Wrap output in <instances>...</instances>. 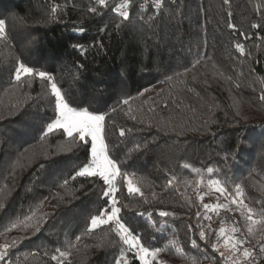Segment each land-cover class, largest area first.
Returning a JSON list of instances; mask_svg holds the SVG:
<instances>
[{
	"label": "trees",
	"instance_id": "16d2710c",
	"mask_svg": "<svg viewBox=\"0 0 264 264\" xmlns=\"http://www.w3.org/2000/svg\"><path fill=\"white\" fill-rule=\"evenodd\" d=\"M125 2L128 20L113 11ZM0 20V246L11 264H115L124 247L109 226L87 231L107 186L70 179L83 148L60 133L40 139L54 98L38 76L15 81L20 62L54 74L71 106L106 116L111 156L142 181L141 196L117 179L120 217L169 260L154 264H228L213 245L233 237L247 263L264 264V0H0ZM213 179L226 191L205 210L202 184ZM31 212L38 232L4 231ZM57 248L70 256L53 260Z\"/></svg>",
	"mask_w": 264,
	"mask_h": 264
},
{
	"label": "snow or ice",
	"instance_id": "6c2138e0",
	"mask_svg": "<svg viewBox=\"0 0 264 264\" xmlns=\"http://www.w3.org/2000/svg\"><path fill=\"white\" fill-rule=\"evenodd\" d=\"M100 5H105L106 0H98ZM225 4H229L230 0H224ZM162 0H155V5L160 8ZM129 4L127 2L119 4L113 11L118 13L124 20H128L130 17V12L128 11ZM55 11V9H53ZM91 11H96L95 8ZM230 28L235 29L234 24L229 25ZM252 27L259 28V24H253ZM5 31V22L0 20V34ZM236 48L243 53V46L240 44L236 45ZM14 79L17 82L23 83L22 76L31 77L33 75L38 76L41 80L46 81L50 85L51 95L54 98V118L46 123V128L41 132L40 139L43 140L45 137L52 133H60L62 136L66 137L68 140L69 148H83L85 151L86 160L82 166L71 175L70 179L75 180L77 177L82 178H98L103 181L106 185V190L104 191V197L108 198L106 201V207L101 209L98 215H94L90 218L89 227L87 231L91 232L102 226H109L115 235L119 237L120 243L124 246L120 250L119 256L115 259V264H129L127 258V252H132L134 257L137 258L141 264H151L149 257L155 258L161 249H149L145 247L139 236L135 235L133 230L121 219V207L118 206V199L116 197V192L119 190L117 186V179H123L127 191L129 194H139L143 195L140 187L137 183L142 181H135L132 176L129 175L127 171H123L119 166V162L116 158L112 157L109 152L108 144L106 143V116L104 114H97L90 111L88 108H78L70 105L68 99L62 93L61 88L55 82L54 74L47 73L45 71L35 72L34 68L31 66H26L23 62H20L14 70ZM30 86V85H29ZM264 100V95L260 97ZM123 104H128L129 101L124 99ZM112 111H116L115 108ZM120 135H125V130H120ZM41 167L44 165L41 164ZM68 184V179L63 181L61 187ZM208 184L210 187L215 188L217 192L224 193L226 189L221 187V181L218 179L209 180ZM238 195H243L241 186L239 184L235 185ZM2 191V190H0ZM203 199V197H201ZM233 204H236L238 208L247 209V219L252 223H260V221L252 220L253 209L248 208L244 204L243 200L232 199ZM220 207V205H210L204 204L203 208L205 210H215V208ZM227 208L228 205H223ZM5 209V204L0 202V211ZM243 215V212L241 213ZM160 216H167L169 213L160 212ZM199 217V213L197 214ZM206 219L210 217L206 216ZM34 222V223H32ZM40 218L37 217L36 212H31V214L24 216L22 219L17 218L4 229L6 232H11L16 228H29L33 227L34 231L38 232L40 230ZM233 232L237 229L233 228ZM252 229L249 228V232ZM220 234L225 233V228L222 226L219 229ZM200 237L203 239L205 237V232H200ZM77 240L80 239L79 236L76 237ZM239 240L225 239L224 246L227 248L231 244V252L235 253L241 245ZM195 244V241H193ZM214 249L219 250L217 246L213 245ZM261 252H264V246L260 248ZM58 255H53L52 259L59 261V258H68L70 256L69 251L56 249ZM223 255V253H222ZM243 256L245 259L252 256V253L247 249L244 250ZM9 257V245L4 244L0 246V264H11ZM251 264V262H250Z\"/></svg>",
	"mask_w": 264,
	"mask_h": 264
},
{
	"label": "rangeland",
	"instance_id": "374dc122",
	"mask_svg": "<svg viewBox=\"0 0 264 264\" xmlns=\"http://www.w3.org/2000/svg\"><path fill=\"white\" fill-rule=\"evenodd\" d=\"M29 156L31 158V155H29ZM202 186L204 187V189H202L200 198L203 197L202 200H205V202L207 201L210 205L211 204L215 205L216 201L218 199V194L216 193V190L213 187H210L208 182H205L204 184H202ZM231 240H237V239H236V237H233ZM217 248L219 249V250H217L219 252V254L225 258V260L228 264H250V262L247 263L249 258L245 259L243 256V252L245 249H247L249 251V249L246 247H243L240 245V247L238 248V250L235 253L231 252V250H230L231 244H229L228 247L226 248L224 246V243H222V244L218 245ZM222 253H223V255H222ZM149 259L151 261V264H154L156 260L158 262L160 260H163L164 262H169V260L161 258L159 253L157 254V256L154 259L151 257H149ZM253 263L254 262L251 261V264H253Z\"/></svg>",
	"mask_w": 264,
	"mask_h": 264
}]
</instances>
